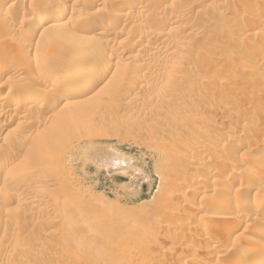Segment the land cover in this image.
I'll return each instance as SVG.
<instances>
[{
    "label": "rangeland",
    "instance_id": "374dc122",
    "mask_svg": "<svg viewBox=\"0 0 264 264\" xmlns=\"http://www.w3.org/2000/svg\"><path fill=\"white\" fill-rule=\"evenodd\" d=\"M127 1L0 0V61L16 65L0 71V264L264 257V205L252 204L264 198V0ZM103 20L124 33L97 39L86 25ZM101 58L112 67L85 83ZM85 63L83 77L54 79ZM230 203L241 211L220 220ZM237 217L252 225L225 239Z\"/></svg>",
    "mask_w": 264,
    "mask_h": 264
},
{
    "label": "bare ground",
    "instance_id": "6f19581e",
    "mask_svg": "<svg viewBox=\"0 0 264 264\" xmlns=\"http://www.w3.org/2000/svg\"><path fill=\"white\" fill-rule=\"evenodd\" d=\"M104 1V0H103ZM127 1V0H126ZM52 2V1H51ZM55 2V1H54ZM57 2H59V1H57ZM57 2H55V3H57ZM97 2V1H96ZM122 2V1H121ZM124 2V1H123ZM128 2V1H127ZM131 2V1H130ZM55 3H51L48 7L46 6V10H53L54 8H57V7H59L60 8V5H56ZM98 3H100L99 2V0H98ZM106 3V2H105ZM125 3V2H124ZM59 4V3H58ZM122 4V3H121ZM130 4V3H129ZM132 4H134V3H132ZM141 4V3H140ZM48 5V4H47ZM128 5V4H127ZM127 5H125V4H122V6L119 8L121 11H124L126 8H127ZM132 6H134V5H132ZM132 6H130V7H132ZM146 6V5H145ZM139 8V7H138ZM144 8V7H143ZM143 8H141L142 9V11L140 12L139 10V12H138V14L140 13V15H141V13H143V12H145V10H143ZM129 9V8H128ZM137 9V8H136ZM147 9V8H146ZM43 10V9H42ZM55 10V9H54ZM58 10V9H57ZM64 9H61V11H62V13H64V11H63ZM130 11V10H129ZM137 11V10H136ZM43 12V11H42ZM48 12V11H47ZM50 12V11H49ZM264 12V11H263ZM60 13V12H59ZM129 13L130 12H127V14L126 13H124V14H122V16L124 15V18H126V19H130V18H128L129 16ZM132 13V12H131ZM46 15V14H45ZM45 15H42L41 17H39L38 18V21L36 22V24H35V26L33 27L34 28V30L32 31V36L33 37H35L36 35H37V31H39V30H41V29H45L44 28V23L45 22H47V20H48V17L47 16H45ZM134 17V15L132 16V18ZM136 17V16H135ZM138 17V16H137ZM112 18V17H111ZM114 18V17H113ZM112 18V19H113ZM108 19V18H107ZM120 19V18H119ZM122 19V18H121ZM109 20V19H108ZM115 21V20H114ZM119 21V20H118ZM128 21V20H127ZM137 22V21H136ZM140 22V21H139ZM142 22V21H141ZM115 23V22H114ZM112 24V23H110L109 21H107V20H103V21H100V24H98L97 25V23H96V25H94V24H89L88 26L86 25V27H88L90 30H92V31H96V35L98 36V37H96V36H94V38L96 37L97 39L100 37H103V36H105V33H106V31L107 30H109V29H111V31H115L116 33H118V34H120V35H122L124 32L120 29V26H119V28H118V26L117 25H115V24ZM55 24V23H54ZM58 25V24H57ZM142 25V24H141ZM141 25H140V27H141ZM143 26V25H142ZM88 29V30H89ZM122 29H124V28H122ZM264 30V29H263ZM43 31V30H42ZM125 31V30H124ZM91 32V31H90ZM264 32V31H263ZM57 34V33H56ZM55 33H53V35L50 37V38H55V37H57V35H56ZM117 34V35H118ZM162 32H160L159 30L157 31V32H154L153 33V38L154 39H156L157 37H160V36H162ZM261 34H262V32H261ZM91 36H93V35H91ZM113 36V35H112ZM120 37V36H119ZM118 37V38H119ZM263 37V36H262ZM99 38V39H100ZM108 38V37H107ZM115 38H117V37H115ZM102 39V38H101ZM53 40V39H52ZM96 40V39H95ZM156 40H158V39H156ZM109 41V40H108ZM117 41V40H116ZM116 41H113V45L115 44V46L118 44ZM116 42V43H115ZM121 42V41H120ZM150 42V41H149ZM152 42V41H151ZM123 44V43H122ZM113 45H112V47H113ZM119 45V44H118ZM142 45V44H141ZM140 45V46H141ZM145 45V46H144ZM143 46L144 47H146L145 49H147L148 47H150V45H149V43L146 45V44H144ZM114 46V47H115ZM142 46V47H143ZM143 47V48H144ZM116 49H117V46L115 47ZM152 48V47H151ZM167 49L165 48V50L164 51H166ZM164 53H166V52H164ZM110 55V54H109ZM105 58V57H104ZM100 59L97 63H96V65L92 68V70H91V68H90V70L92 71L91 72V75H89V76H87V78H85L86 80H85V83H88V84H90L89 82H92V81H95L96 79H99L100 77H102L103 76V74L101 75V73L102 72H104L105 70L107 71V70H109L111 67H112V61L111 60H109V59ZM3 60V59H2ZM11 60V62L9 61V62H5L4 60V62H1L0 61V71H6L7 72V70L9 71L11 68H16V65H14V61H12V59H10ZM14 60V59H13ZM7 61V60H6ZM16 64V63H15ZM18 64V63H17ZM76 65V64H75ZM19 66V65H18ZM17 66V67H18ZM87 67H88V65L86 66V63L85 64H83L82 66L80 65V66H71V65H69L68 66V70L67 69H64L65 71L63 72V73H61L60 71H58V72H60V74H58V73H56L55 74V76H54V79H63V78H66V77H69V76H73L74 78L76 77H83L85 74L84 73H86V70L85 69H87ZM20 68V67H19ZM46 69V68H45ZM45 69L44 68H41L40 70H37L38 71V74H40V73H43V72H45V74H46V71H45ZM12 70V69H11ZM85 70V71H84ZM88 70V69H87ZM16 71V70H15ZM19 71V70H18ZM48 74V73H47ZM43 75V74H42ZM102 78H104V77H102ZM63 81V80H62ZM102 80H98V81H95V82H93V83H95V85L96 84H100V82H101ZM2 85H4V84H2ZM85 85V84H84ZM66 87V86H65ZM104 86H102L101 87V89L103 88ZM71 88V87H70ZM53 93V92H52ZM54 93H57V92H54ZM54 95V94H53ZM59 95V94H58ZM13 97V96H12ZM17 97V96H16ZM19 97V96H18ZM20 99L22 100V102L23 103H38L39 102V99L36 97V96H34L33 94H31V93H25L24 92V95L22 94V96L20 95ZM40 98V97H39ZM16 99H18V98H16ZM15 98H11V100H9V102H14V101H16V103H17V101H19V99L18 100H16ZM41 100V99H40ZM62 101H65V96H63V95H59L58 96V99L56 100V102H51L48 106H49V108L51 107L52 109H56V108H58L59 107V105L62 103ZM41 102V101H40ZM39 102V103H40ZM18 104V103H17ZM1 105V104H0ZM4 121L3 122H1L0 123V126L2 127V126H4ZM261 160H263L264 161V159L263 158H261ZM6 158L5 159H3V160H0V170H2V169H4L5 167H7L6 165H7V163H6ZM202 176H200L199 175V173L198 172H196V171H191V174L189 175V177H188V179L189 180H193L194 182H195V184H198V183H200L201 181H203V179L201 178ZM14 178L18 181V182H23V181H25V179H26V177L22 174H16V175H14ZM218 180V179H217ZM215 181L216 180H213V184H215ZM219 181V180H218ZM212 186V185H211ZM231 186V185H230ZM233 186V185H232ZM216 187V186H215ZM217 188V187H216ZM215 188V189H216ZM230 188V187H229ZM232 188V187H231ZM230 188V189H231ZM211 189V188H210ZM212 189H213V187H212ZM215 189H214V191H215ZM213 191V192H214ZM216 192V191H215ZM194 195L196 196V194H193V197H194ZM217 195V194H216ZM225 195V194H224ZM35 199V198H34ZM194 204H195V202L194 201H192ZM193 203H191V204H188V203H186L185 205H187V206H189L190 208H191V206H192V204ZM194 204H193V206H194ZM245 204V203H244ZM253 204V208L255 209V210H257L256 208L257 207H260L261 208V206L262 205H264V198L262 197L261 198V196L260 197H256L255 199H254V202L252 203ZM250 206V205H249ZM222 207H223V209L225 210V212H223V213H219L221 216H219V219L220 220H228V219H230L231 217H233L232 216V214H236L237 215V213L239 212V211H241V208L242 207H232V205H231V203H230V205H226V204H223L222 205ZM250 208H251V206H250ZM244 210V209H243ZM242 210V211H243ZM246 210H247V207H246ZM250 210V209H249ZM252 211V210H251ZM244 212V211H243ZM247 212V211H246ZM253 212V211H252ZM252 212L250 213V214H252ZM218 214V215H219ZM240 215V214H239ZM251 218V217H250ZM248 219V218H247ZM246 219V217H237V220H235L234 222V227L231 225L230 226V228H228L227 226V230H228V232L226 233H223L224 235H223V237L224 236H226V237H224L225 239L227 238L228 239V236L229 235H231L230 234V231L231 232H233L232 230H235V229H237L238 228V226L240 227V225H244V230L245 231H248L249 229V227L252 225V223H249V221ZM221 221V222H222ZM251 222V221H250ZM223 223V222H222ZM230 225V224H229ZM157 227V226H156ZM156 227L154 226V227H152L151 229H150V231H154L155 229H156ZM199 227V226H198ZM226 227H224L225 229L224 230H226ZM150 228V227H149ZM226 230V231H227ZM254 230V229H253ZM235 232H236V230H235ZM235 235V234H234ZM241 235H243V234H241ZM221 237V236H220ZM231 237V236H230ZM243 237V236H242ZM244 237H246V236H244ZM219 238V237H218ZM223 238V239H224ZM249 238V236L247 237V239ZM210 239V238H209ZM208 239V240H209ZM212 239V238H211ZM223 239L221 240V241H223ZM230 239V238H229ZM220 240V239H219ZM231 240V239H230ZM263 241H264V239H262ZM156 241H157V239L156 238H153V237H151V239H149V241L148 242H144V243H142V247L141 248H149V246L150 245H152V244H154V243H156ZM221 245V244H220ZM260 245V244H259ZM218 246H219V244H218ZM255 246V245H254ZM261 246V245H260ZM153 247V246H152ZM216 247V246H215ZM219 248H221V247H219ZM255 249V248H254ZM221 250H223V249H221ZM220 250V251H221ZM256 250H258V249H256ZM255 253H256V251H255ZM258 253V252H257ZM260 253H261V250H260ZM244 254V253H243ZM257 255H259V254H257ZM146 256V254H142L141 255V257H145ZM149 257V256H148ZM238 262V261H237ZM159 263V262H158ZM235 263V262H234ZM239 263V262H238ZM129 264V263H128ZM235 264H237V263H235ZM240 264V263H239ZM243 264H264V257H260L259 256V260L255 263H251V262H248V261H243Z\"/></svg>",
    "mask_w": 264,
    "mask_h": 264
}]
</instances>
